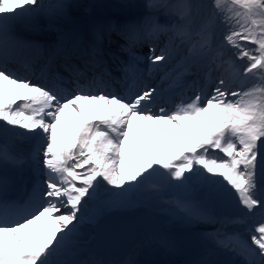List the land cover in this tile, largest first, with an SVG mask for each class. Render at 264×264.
<instances>
[{
	"label": "snow or ice",
	"instance_id": "1",
	"mask_svg": "<svg viewBox=\"0 0 264 264\" xmlns=\"http://www.w3.org/2000/svg\"><path fill=\"white\" fill-rule=\"evenodd\" d=\"M67 7L0 0V264H136L103 258L86 228L137 199L185 225H219L190 264H264V0H157L119 28L61 33L46 54L14 31ZM25 48L41 50L39 78L8 67ZM9 167L33 177L24 200L9 198ZM230 196L239 214L215 215Z\"/></svg>",
	"mask_w": 264,
	"mask_h": 264
},
{
	"label": "rangeland",
	"instance_id": "2",
	"mask_svg": "<svg viewBox=\"0 0 264 264\" xmlns=\"http://www.w3.org/2000/svg\"><path fill=\"white\" fill-rule=\"evenodd\" d=\"M83 1L84 0H77L74 2V5L78 7ZM111 1L113 0H110V2H106V0H103L102 2L96 1V4H94L91 9V15L87 22L91 24H96L98 22L104 23V21H107L110 17H117L115 20H131L133 19L132 12H138L141 9L140 4L142 0H121L117 3L115 1V3H112ZM148 1L149 0H144V4L146 5ZM103 2L106 3L103 4ZM111 10H119L121 12H119L117 16H109L108 12ZM122 14H126L124 19L121 17ZM82 24L84 25V23H81V26H83ZM134 203L148 206L152 210L151 220L144 233L147 234V238L151 239L152 243L146 244L145 248L136 251L133 255L131 254V259L135 261L136 264L148 263L150 261L159 264H182V262L187 261V263L190 264L191 261H194L199 257L201 254V248L198 237L201 233L210 232L211 229L208 230L207 228H204L205 226L210 227V223L185 225L172 219L170 213L166 209L157 206L156 203L141 201L138 199L132 201L125 209L132 210L137 208L134 207L137 206ZM211 208L214 214L218 217L239 214L238 204L236 203L234 196H230L224 200L217 199L212 203ZM192 226H195L197 229L195 233L196 236H198L197 238H194L190 233L191 230L193 231L191 228ZM211 226L213 227L215 225L212 224ZM161 237H167L173 240L174 246L170 248L162 246L159 242ZM145 241L147 242L148 239ZM127 258H129V255L125 254L122 260ZM219 259L232 260L233 258L228 259L226 254H222Z\"/></svg>",
	"mask_w": 264,
	"mask_h": 264
},
{
	"label": "bare ground",
	"instance_id": "3",
	"mask_svg": "<svg viewBox=\"0 0 264 264\" xmlns=\"http://www.w3.org/2000/svg\"><path fill=\"white\" fill-rule=\"evenodd\" d=\"M77 0H63L64 3H66L68 5V7L65 9L64 14L63 15H47L46 12H40L38 13L33 19L31 20H26L23 22H19L15 25V28L17 29V31L26 39L30 40V41H35L36 43H41V44H45L47 42H50L51 39L53 40V38H55L56 35H58L60 32H62V30L64 29V33L63 34H68L70 36V40L72 39L74 34H81L83 36H90L91 34V28L93 26H95L94 24L88 23L84 25V28L82 30V26L81 23L86 22L87 18L89 19L90 17V12L91 9L93 7L94 4H96L97 2H102L103 0H84L83 3H81L80 6H75L74 2ZM120 2L121 0H113L111 1L112 3L115 2ZM42 2L45 5H49V4H56L57 2H59V0H42ZM106 2H110V0H106ZM106 2H103V4H105ZM148 3H156V1L154 0H149L147 2ZM147 4H144V0H142L141 4H140V10L138 12H132V18L131 19V23L132 22H136L140 19H142L144 16L149 15L150 12L154 11L152 9H149L147 7ZM121 12L119 10L117 11H113L111 10L110 12H108L109 16H117L118 13ZM158 14V12H157ZM74 15H76L77 17H74ZM126 14H122L121 17L124 19V17ZM115 18L117 17H110L108 18L107 21H104L103 24H97L100 26H108L110 24H114L116 25L118 28L123 26L124 23L122 20H115ZM114 20V21H113ZM83 25V24H82ZM56 26H61L63 29L61 30L60 28L57 30ZM66 34V35H67ZM112 41L115 42L116 40H113V36H112ZM118 48V47H117ZM107 58H111L109 59V61L111 63H109L110 66L115 67V65L117 66V63L113 61L112 57L109 56ZM125 61H127L129 59V56H126L123 58ZM140 67H144V65H140ZM114 75L116 74V76L118 75V73H116V68L114 70ZM121 75V73H119V76ZM188 76L187 78L192 79L193 77ZM156 83V82H153ZM72 127V123H69L67 125V128H71ZM67 130V129H66ZM24 147V146H21ZM8 175H9V170H8ZM138 203V202H137ZM136 204L137 206L134 207H140V206H144L142 204ZM129 206V205H128ZM128 206L118 209V210H125V208H127ZM147 209L149 210L150 214H151V209L146 206ZM151 220V219H150ZM213 223H210V227L209 226H205L204 228H207L208 230L211 229L210 231L214 230V228L218 227L219 225L214 224L215 226H211ZM207 225V224H206ZM193 229V231L191 230L190 233L194 238H197L198 236H196V227L192 226L191 227ZM86 231L88 232V234L90 236L93 237L94 235V230L92 228V226H89L86 228ZM240 231H243V229H240ZM247 238V237H246ZM148 239V241L146 242L145 240ZM152 243L151 239L147 238V234H144L138 241V243L136 244V246L134 248H132L130 251H128L126 254L130 255V254H134L136 251L141 250L142 248H145L146 244ZM163 252V251H161ZM125 254H115L113 257H105L102 256L105 259H109V260H113V261H122L123 256ZM228 256V259H235L236 264H239L240 258L239 257H233L232 254H226ZM136 258V257H135ZM134 259V258H133ZM142 264H159L157 262H148V263H142Z\"/></svg>",
	"mask_w": 264,
	"mask_h": 264
},
{
	"label": "water",
	"instance_id": "4",
	"mask_svg": "<svg viewBox=\"0 0 264 264\" xmlns=\"http://www.w3.org/2000/svg\"><path fill=\"white\" fill-rule=\"evenodd\" d=\"M148 220L149 213L143 207L115 210L100 220L93 244L103 255L125 253L136 244L145 231Z\"/></svg>",
	"mask_w": 264,
	"mask_h": 264
}]
</instances>
